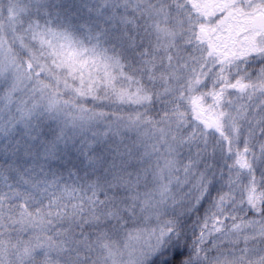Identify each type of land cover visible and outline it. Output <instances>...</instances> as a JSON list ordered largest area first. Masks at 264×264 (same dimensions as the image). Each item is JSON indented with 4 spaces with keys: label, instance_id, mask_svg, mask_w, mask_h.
Listing matches in <instances>:
<instances>
[{
    "label": "snow or ice",
    "instance_id": "snow-or-ice-1",
    "mask_svg": "<svg viewBox=\"0 0 264 264\" xmlns=\"http://www.w3.org/2000/svg\"><path fill=\"white\" fill-rule=\"evenodd\" d=\"M0 264H264V0H0Z\"/></svg>",
    "mask_w": 264,
    "mask_h": 264
}]
</instances>
